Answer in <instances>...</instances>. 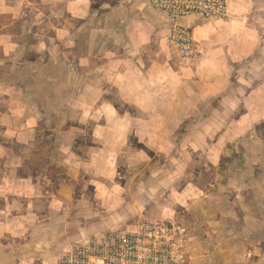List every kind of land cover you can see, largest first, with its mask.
<instances>
[{"label":"crops","instance_id":"1","mask_svg":"<svg viewBox=\"0 0 264 264\" xmlns=\"http://www.w3.org/2000/svg\"><path fill=\"white\" fill-rule=\"evenodd\" d=\"M181 20L150 0H0V264H56L144 219L188 264H264V0Z\"/></svg>","mask_w":264,"mask_h":264},{"label":"built area","instance_id":"2","mask_svg":"<svg viewBox=\"0 0 264 264\" xmlns=\"http://www.w3.org/2000/svg\"><path fill=\"white\" fill-rule=\"evenodd\" d=\"M151 8L165 15L170 24L168 46L179 66L203 59L204 49L181 20L228 18L226 0H150ZM190 234L175 221L144 219L133 230H118L92 238L63 254L56 264H188Z\"/></svg>","mask_w":264,"mask_h":264}]
</instances>
